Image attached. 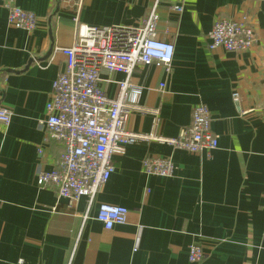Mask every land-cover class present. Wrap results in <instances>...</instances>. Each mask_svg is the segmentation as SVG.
Wrapping results in <instances>:
<instances>
[{
    "label": "crops",
    "instance_id": "crops-1",
    "mask_svg": "<svg viewBox=\"0 0 264 264\" xmlns=\"http://www.w3.org/2000/svg\"><path fill=\"white\" fill-rule=\"evenodd\" d=\"M15 2L36 15L37 28L8 24L0 0V106L12 112L10 125L0 124V264H193L195 244L207 255L199 264H264V1L158 3L160 38L175 54L169 72L136 66L139 105L159 110L158 135L165 138L177 137L194 107L206 105L219 146L201 154L157 141L129 146L113 157L116 170L91 207L85 198L58 199L54 187L38 183V172L53 171L64 153L39 125L66 67L60 49L73 45L77 24L142 25L156 0ZM243 16L257 43L241 53L210 50L215 20ZM102 79L114 97L126 76L103 71ZM152 118L135 111L126 129L148 133ZM159 157L173 159V177L143 172L146 158ZM102 204L126 208V223L106 230L96 219Z\"/></svg>",
    "mask_w": 264,
    "mask_h": 264
},
{
    "label": "built area",
    "instance_id": "built-area-1",
    "mask_svg": "<svg viewBox=\"0 0 264 264\" xmlns=\"http://www.w3.org/2000/svg\"><path fill=\"white\" fill-rule=\"evenodd\" d=\"M161 1L156 0L138 27L77 24L73 45L60 49L67 58L66 67L53 84L46 117L39 125L47 132V141L60 142L64 153L53 171L38 172L39 185L54 187L58 199L79 201L85 198L91 207L116 170L113 157L124 155L129 146L138 143L157 141L189 154L218 148L219 139L211 131V114L206 105L194 107L190 126L175 138L158 135L161 122L158 109L147 110L139 105L141 90L132 82L136 66H156L169 72L173 64L175 46L162 40L158 30L157 6ZM2 2L8 24L29 33L37 28L34 13L20 8L15 0ZM173 10L181 14L184 6L174 5ZM208 39L210 50L223 48L231 53L248 51L257 43L254 28L246 16L240 20L217 18ZM103 71L126 76L123 82H118L114 97L108 96L101 86ZM164 88L162 84L160 89ZM233 97L239 100L237 93ZM135 111L153 115L150 132L135 133L126 129ZM11 118V110L0 106V124L8 127ZM142 167L145 174L163 178L173 177L175 172L171 157L146 158ZM127 216L128 210L124 207L102 204L96 219L106 230H112L124 225ZM206 258L199 245L189 248L191 263L199 264Z\"/></svg>",
    "mask_w": 264,
    "mask_h": 264
},
{
    "label": "rangeland",
    "instance_id": "rangeland-1",
    "mask_svg": "<svg viewBox=\"0 0 264 264\" xmlns=\"http://www.w3.org/2000/svg\"><path fill=\"white\" fill-rule=\"evenodd\" d=\"M220 19H222V18H220ZM229 20V19H228ZM185 152V151H184Z\"/></svg>",
    "mask_w": 264,
    "mask_h": 264
}]
</instances>
